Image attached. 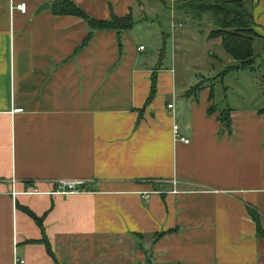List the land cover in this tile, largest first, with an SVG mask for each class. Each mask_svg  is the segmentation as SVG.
Listing matches in <instances>:
<instances>
[{"label":"crops","instance_id":"crops-1","mask_svg":"<svg viewBox=\"0 0 264 264\" xmlns=\"http://www.w3.org/2000/svg\"><path fill=\"white\" fill-rule=\"evenodd\" d=\"M58 1L0 0V264H264V0H250L252 68L235 70L255 77L224 89L236 97L199 72L235 62L179 0H160L162 58L135 26L143 0H71L96 20L132 15L120 34L54 13ZM72 180L84 191L57 193Z\"/></svg>","mask_w":264,"mask_h":264},{"label":"trees","instance_id":"trees-1","mask_svg":"<svg viewBox=\"0 0 264 264\" xmlns=\"http://www.w3.org/2000/svg\"><path fill=\"white\" fill-rule=\"evenodd\" d=\"M52 8L56 14L75 15L87 21L92 32L113 30L120 34L130 30L134 25L132 15L112 16L109 20L93 19L71 0L55 2ZM174 11L179 16L189 19L191 23L201 24L203 19L206 20L208 38H218L224 51L235 62L221 73V77L231 71L252 68L255 59L252 43L256 33L250 0H179L174 3ZM160 56L162 58L163 49ZM193 91L190 90L186 95ZM262 112L264 114V111ZM219 120L224 127L229 126L230 120L226 109L221 111Z\"/></svg>","mask_w":264,"mask_h":264},{"label":"rangeland","instance_id":"rangeland-1","mask_svg":"<svg viewBox=\"0 0 264 264\" xmlns=\"http://www.w3.org/2000/svg\"><path fill=\"white\" fill-rule=\"evenodd\" d=\"M143 2H144L143 5H141L143 9V13L141 16H144L145 19H143V21H141L140 23H137L135 26L138 27V29H141V31L142 30L150 31V32L155 31V33H157L159 36L158 37V40L160 42L159 48L164 49V54L167 56L166 52L168 53V50H169V42L167 41L168 39H166L165 43L163 44L164 41L162 40V34L165 33L169 35L171 32L172 20H171V14H170V11H171L170 6L164 5L160 0H143ZM135 18L137 17L135 16ZM182 20L185 23H188V24L191 23L189 19L183 18ZM200 23L201 24L195 23L197 30H202V31L209 30L208 27H206L207 23L205 19H203ZM187 29L191 30L192 28H189V26L187 25ZM154 39L155 38L153 36H149V37L142 38V41L136 40V42L137 44L142 43L144 46H146L147 48L146 51L150 52L152 49H154L153 48ZM199 42L201 41L198 40L196 41V43L194 42L195 45L193 46V48H195L196 46L197 47L195 48V50H191V52L188 53L189 58H193L197 60V56L199 57V55H201L200 53L201 51L199 50L200 48H198L200 45ZM227 67L228 65L224 62L220 64V67H217L214 70H210V72H207L205 69H201L199 71L205 77H210L211 79L215 78L214 80L212 79V82L215 85V88H216L215 93L217 96L218 94L224 95V96L228 94L229 96L236 97L237 95L236 90L233 92L224 90L227 84L228 85L231 84L235 86V84L238 82L239 79H241V77H255L256 76V79L262 80L261 76L264 74L263 67H261L259 70H256L255 76L242 74L241 72L234 71V72H229L227 76L224 77L221 81L219 77H216V75L220 74ZM190 77L194 79L193 74ZM262 83H261L262 89H263L262 91L264 92V80L262 81ZM216 104H218V107H221V102L216 101Z\"/></svg>","mask_w":264,"mask_h":264},{"label":"built area","instance_id":"built-area-1","mask_svg":"<svg viewBox=\"0 0 264 264\" xmlns=\"http://www.w3.org/2000/svg\"><path fill=\"white\" fill-rule=\"evenodd\" d=\"M13 8L21 11L22 13H26L27 10V4L26 3H19L16 4ZM138 50H143V46L138 47ZM167 108L172 110L173 109V104H168ZM21 112L22 109L16 110ZM179 127L177 124H174L172 126V132H173V138L174 140H178L181 141L183 143H188L189 140L182 137L179 132ZM85 185L84 181H79V180H72V181H60L58 183V190L57 193H61V194H74V193H79V192H83V187ZM37 192V191H35ZM26 261L24 258L16 256L14 257V264H25Z\"/></svg>","mask_w":264,"mask_h":264},{"label":"water","instance_id":"water-1","mask_svg":"<svg viewBox=\"0 0 264 264\" xmlns=\"http://www.w3.org/2000/svg\"><path fill=\"white\" fill-rule=\"evenodd\" d=\"M50 7V4L49 3H44L43 5H41L40 7H39V9H38V11L37 12H41V11H43V10H45V9H48ZM186 107V103H181V105H180V110H181V113H183L184 112V108Z\"/></svg>","mask_w":264,"mask_h":264}]
</instances>
